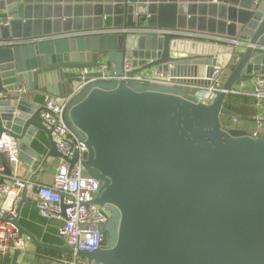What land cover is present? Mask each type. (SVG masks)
I'll return each mask as SVG.
<instances>
[{
  "label": "water",
  "instance_id": "obj_1",
  "mask_svg": "<svg viewBox=\"0 0 264 264\" xmlns=\"http://www.w3.org/2000/svg\"><path fill=\"white\" fill-rule=\"evenodd\" d=\"M198 2L0 0V42H10L0 46V93L6 95L0 99V135L17 141L26 171L37 157L29 145L39 131L47 137L48 158L73 167L78 152L67 158L57 151L37 105L20 96L18 87L64 98L83 71L104 65L120 76L125 59L131 63L128 75L156 68L183 82L209 84L200 79L209 78L222 45L208 49L169 33L143 35L145 29L238 37L244 47L234 52L233 70L210 104L181 88L96 80L65 106L66 123L86 150L81 165L101 183L91 204L109 214L106 248L77 253L89 262L264 264V139L239 130L238 118L228 128L221 121L231 117L223 108L230 91L264 72V0ZM112 28L138 31L56 37ZM50 35L56 38L21 43ZM196 49L205 58L192 56ZM12 224L34 245L49 247L16 219ZM19 253L14 251L12 264Z\"/></svg>",
  "mask_w": 264,
  "mask_h": 264
},
{
  "label": "built area",
  "instance_id": "obj_2",
  "mask_svg": "<svg viewBox=\"0 0 264 264\" xmlns=\"http://www.w3.org/2000/svg\"><path fill=\"white\" fill-rule=\"evenodd\" d=\"M135 29H106L100 31H80L57 38L91 37L95 35H121L135 34ZM143 35L160 36L169 33L180 39L208 40L216 39L220 43L239 42L222 40L221 38H209L208 34H187L184 31H168L165 29H145ZM207 35V36H206ZM55 36L36 38L21 43L42 42L47 38ZM10 42H0V46H7ZM264 50V47H263ZM238 57L236 56V60ZM169 70L174 69L172 63L167 65ZM131 63L125 59L122 65V73L116 76L107 72L104 66L92 70H85L79 77L73 92L62 99L50 97L40 107L38 119L51 130L52 138L57 151L64 157L71 158L74 152H78V158L73 167L68 161L60 159L55 169L51 185L35 184L21 177L17 168L21 165L18 159L17 141L12 137L0 135V260L6 258L10 253L25 249L22 239L18 238V232L12 221L16 218V207L21 199V192L27 187L35 191L36 206L40 216L62 220L63 224L57 231V236L62 240L66 248L73 251L70 260H61L65 264H94L77 255L78 252L92 253L100 250L104 242L103 226L109 218V214L103 208L91 204L98 194L101 183L88 176L84 171L81 161L86 150L81 142L71 132L65 120V106L75 98L79 92L90 82L96 80H124L135 82L144 86H171L190 91L192 96L201 103H212L222 91L225 81V70L215 65L211 68L209 78H202L209 84H190L180 81L181 78H173L170 75L152 68L146 71L128 75ZM237 89H232V95L249 96L264 106V72H257L248 80H241ZM18 94L26 93L25 87H18ZM6 95L0 93V99ZM258 137L257 133L251 134ZM5 160V161H4Z\"/></svg>",
  "mask_w": 264,
  "mask_h": 264
},
{
  "label": "crops",
  "instance_id": "obj_3",
  "mask_svg": "<svg viewBox=\"0 0 264 264\" xmlns=\"http://www.w3.org/2000/svg\"><path fill=\"white\" fill-rule=\"evenodd\" d=\"M89 3H93L92 0H88ZM195 3L196 6L200 3L199 0H188ZM85 2H83L84 4ZM215 0H213V4ZM208 18V17H207ZM9 21V19H8ZM105 30V29H103ZM92 31H95L92 29ZM187 34H198L196 31H186ZM205 34V33H203ZM54 36V35H50ZM207 36V35H206ZM209 38H221L222 40H232L236 41L239 38H227L225 36H207ZM43 38V37H40ZM185 43H197V45H206V48H210L211 46H215L219 48L221 46V52L218 55H214L217 59L216 65L222 67L225 70V81L231 71L233 70V66L236 61V55L234 52L243 51V46H237L234 43H220L216 41V39H208V40H188L181 39ZM2 42V41H1ZM190 51V48L187 50ZM202 50L196 49V53L192 54V56L205 58ZM187 52V53H188ZM188 55H190L188 53ZM209 56V55H208ZM212 57V56H211ZM104 66V65H103ZM255 74V73H254ZM224 81V82H225ZM24 87V86H23ZM76 87V83L72 84L70 93L74 91ZM232 95V94H231ZM241 96L243 100L240 99L238 102L242 105L241 111L238 113L239 122L238 128L240 130L247 131L248 134L257 133V136L261 138L264 135V106L259 105L255 99L246 96V95H236ZM22 97L37 105L38 109L46 102V100L52 96L45 92V89H36L33 92H29L26 90V93L22 95ZM58 98V97H56ZM62 99V98H58ZM252 100L255 101L254 106L251 104ZM231 124L234 123V119L230 121ZM261 135V136H260ZM37 141L30 143L29 148L36 153V159L26 171L21 164L17 168V173L21 177H25L28 181L35 184L42 185H51L53 181V176L55 173V169L58 166L60 159H52L47 157V153L49 150V143L47 137L44 133H37ZM5 161V160H4ZM16 221L17 224L26 232L31 234L33 238L40 244H44L49 247H40L33 244L31 239L24 235H19L18 238L22 239L25 244V249L20 251L16 264H65L61 262V260H70L71 254L62 252L57 250L56 248L68 249L62 242V240L57 236L58 229L62 226L63 221L52 219V218H44L39 215L37 206H36V197L35 191L31 187H27L25 190L21 192V199L16 207ZM13 254L10 253L6 258L0 260V264H12L13 263Z\"/></svg>",
  "mask_w": 264,
  "mask_h": 264
},
{
  "label": "trees",
  "instance_id": "obj_4",
  "mask_svg": "<svg viewBox=\"0 0 264 264\" xmlns=\"http://www.w3.org/2000/svg\"><path fill=\"white\" fill-rule=\"evenodd\" d=\"M243 100V98L241 97V96H236V95H231V94H229L227 97H226V99L224 100V102H223V108L225 109V110H227L229 113H230V115H231V117L229 116V117H227V116H222V118H221V121H222V125L224 126V127H226V128H228L230 125H231V123H230V121L233 119L232 117H234V118H238V120H240V118H239V112L241 111V109H242V105H245V104H240L239 102H238V100ZM254 103H255V101L254 100H252V105L254 106ZM239 129V128H238ZM240 130V129H239ZM242 131H244V130H242ZM246 133H248L247 131H245ZM261 136V135H260ZM261 138L262 139H264V135L263 136H261Z\"/></svg>",
  "mask_w": 264,
  "mask_h": 264
},
{
  "label": "flooded vegetation",
  "instance_id": "obj_5",
  "mask_svg": "<svg viewBox=\"0 0 264 264\" xmlns=\"http://www.w3.org/2000/svg\"><path fill=\"white\" fill-rule=\"evenodd\" d=\"M106 245H107V243H106V237H105V235H104V242H103V245H102L101 249L106 248Z\"/></svg>",
  "mask_w": 264,
  "mask_h": 264
}]
</instances>
